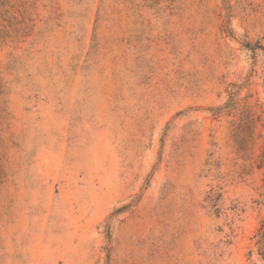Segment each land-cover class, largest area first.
Returning a JSON list of instances; mask_svg holds the SVG:
<instances>
[{"label":"rangeland","instance_id":"rangeland-1","mask_svg":"<svg viewBox=\"0 0 264 264\" xmlns=\"http://www.w3.org/2000/svg\"><path fill=\"white\" fill-rule=\"evenodd\" d=\"M264 0H0V264H264Z\"/></svg>","mask_w":264,"mask_h":264},{"label":"trees","instance_id":"trees-1","mask_svg":"<svg viewBox=\"0 0 264 264\" xmlns=\"http://www.w3.org/2000/svg\"><path fill=\"white\" fill-rule=\"evenodd\" d=\"M260 256L264 260V222L262 223V226L260 228Z\"/></svg>","mask_w":264,"mask_h":264}]
</instances>
